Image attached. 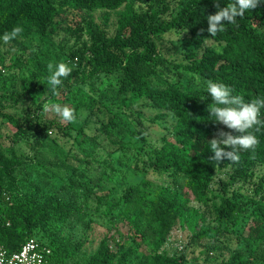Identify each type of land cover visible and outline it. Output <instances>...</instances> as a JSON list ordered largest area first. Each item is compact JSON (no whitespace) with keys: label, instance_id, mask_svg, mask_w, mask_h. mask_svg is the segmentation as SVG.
<instances>
[{"label":"trees","instance_id":"1","mask_svg":"<svg viewBox=\"0 0 264 264\" xmlns=\"http://www.w3.org/2000/svg\"><path fill=\"white\" fill-rule=\"evenodd\" d=\"M157 2L160 7L146 3L147 8L142 10L127 0H0V38L19 25L23 31L13 42L26 39L32 33L47 39L56 33V18L65 7L85 12L119 10L112 35L105 28L108 16L104 18V27L88 26L90 43L70 54L75 67L59 87L68 88L72 93L78 84L103 74H117V79L109 80L108 84L113 82L117 88L114 98L121 106H146L171 116L175 123L159 145H150L141 129L132 132L142 143L134 153V170L182 180L198 203H210L215 224L201 226L194 235L210 241L208 251L228 250L221 236L229 231V226L232 230L241 218L245 220L244 240L255 245L249 255L243 258L235 252L219 263L206 260L201 264H264V182L258 184L255 197L245 202L232 189L236 183L250 178L257 165L264 167V127L251 130L259 141L254 152L240 150L239 163L233 164L224 158L217 165L210 160L214 155L210 149L213 135L220 131L239 133L210 118L208 106L213 102L207 92V81L211 80L231 87L233 95L242 96L245 102L264 98V0H260L256 9L246 11L243 18L238 17L236 24H226V30L215 38L207 32V16L215 14L217 2L223 8L231 0H177L174 12L170 0ZM171 31L181 33V40L190 45L184 54L185 63L175 65L188 75L189 81L184 85L163 78L160 70L165 60L159 54L157 42ZM34 65L43 78L35 89L54 96L47 83L49 72L40 62ZM92 104V100L84 102L74 98L72 108L77 114ZM106 113L107 122L100 125V131L128 132L121 124L120 114L110 110ZM0 117L13 126V143L27 132L43 133L48 128L62 135L69 134L65 128L70 125L62 126L55 120L48 124L34 120L22 127L7 113H0ZM260 118L264 119V109ZM21 164V157L12 145L0 151V247L10 255L33 238L50 250L49 264H64L82 244L73 243L63 231V223L76 207L59 194L41 191L31 182L23 192ZM216 175H221L217 182ZM66 182L73 190L93 187L90 180L74 170ZM6 193L12 197L8 199ZM212 197L218 203L211 201ZM121 198L124 204L121 215L138 240L119 242L105 236L87 256L85 264H187L184 255L161 250L177 221L189 222L188 216L195 217L187 194L174 185H163L156 190L129 187ZM235 239L239 242L241 237L235 235ZM109 240L114 242L115 250L110 248ZM141 247L145 250H139Z\"/></svg>","mask_w":264,"mask_h":264},{"label":"rangeland","instance_id":"2","mask_svg":"<svg viewBox=\"0 0 264 264\" xmlns=\"http://www.w3.org/2000/svg\"><path fill=\"white\" fill-rule=\"evenodd\" d=\"M127 1L142 10L147 8L146 3L160 7L157 0ZM169 4L174 12L177 0H170ZM106 16L109 19L105 28L107 33L112 35L119 10L111 13L102 10L85 12L65 7L56 18V33L47 39H41L35 33L26 39L19 38L17 42L5 43L0 38V113L15 117L22 127L33 123L34 120L41 124L55 120L62 126L70 125L65 128L68 135L48 128L43 133L27 132L13 143L14 128L0 117V151L12 145L16 154L21 157L19 171L20 177H23V192L27 190V183L31 182L41 191L59 194L63 199L73 202L76 207L72 216L63 223V231L73 243L82 244L78 252L66 259L64 264H85L87 256L95 251L105 236L113 237L119 242L125 239L138 240L121 215L124 209L121 196L129 187L156 190L163 185H174L176 189L185 192L195 217L191 219L188 216L189 222L177 221L161 250L168 254L184 255L187 264H201L206 260L219 263L221 259H228L235 252L246 258L255 245L247 244L244 240L247 225L243 218L234 229L231 230L232 227L229 226V231L221 236L223 242H227L228 250L208 251L210 241L194 235L198 234L201 226L215 224L210 203H198L195 195L183 185L182 180L173 181L165 174H143L134 170V153L142 143L132 132L141 129L150 145H159L167 130L175 123L171 116L146 106H121L114 98L117 88L113 82L108 84L109 80L117 79V74H103L84 84H78L74 86L72 93L68 88L59 87L57 94L50 96L47 92L40 93L35 89L36 84L43 78L34 64L40 62L47 69L49 63L65 62L74 68L75 60L70 58V54L89 45L88 26L104 27ZM181 35L173 31L168 32L157 42V47L165 60V65L160 68L163 78L172 82L179 81L184 85L189 81L188 75L180 66L175 65L185 63L184 54L190 45L181 40ZM210 44L215 45L213 42ZM74 98H81L84 102L93 101L90 108L80 109L75 114V122H66L48 110L53 104L72 108ZM106 110L120 114L121 124L128 132L121 129L110 134L100 131V125L107 122ZM103 111L105 113H102ZM134 113H138L140 117ZM220 132L215 133L213 139H222ZM72 170L90 180L92 189H71L66 179ZM220 176L216 175L214 181L217 182ZM262 182L264 167L257 165L250 178L236 183L232 189L239 195L238 199L245 202L255 197L257 186ZM214 193L218 191L215 190ZM6 196L8 199L12 197L7 193ZM211 201L218 203L213 197ZM235 235L241 237L239 242L236 241ZM109 246L113 250L116 249L112 240H109ZM139 250L145 248L141 247Z\"/></svg>","mask_w":264,"mask_h":264},{"label":"clouds","instance_id":"3","mask_svg":"<svg viewBox=\"0 0 264 264\" xmlns=\"http://www.w3.org/2000/svg\"><path fill=\"white\" fill-rule=\"evenodd\" d=\"M260 0H231L226 7L221 8L216 3L217 11L215 14L207 16L208 28L207 32L211 37L215 38L218 33L225 31L226 24H236L237 18H243L246 11L256 9ZM22 27L15 26L10 32H5L2 39L5 43L14 40L21 32ZM203 32L204 30L201 29ZM49 76L47 83L53 95L57 94V88L62 85L73 67L68 63L59 62L56 64L49 63L47 65ZM207 92L212 98V104L208 106L210 118L216 123H222L228 129L234 130L239 135H232L230 132L219 133L222 139H212L210 141V149L214 153L210 157L217 165L224 158L231 163H239L240 150L255 151L259 141L256 135L251 131L255 128L259 131L264 127V119H261V110L264 109V98H255L250 102H245L240 95H233V89L222 82L207 81ZM59 115L66 122H75V109L67 105L53 104L50 109ZM223 145V146H222ZM225 148L230 149L225 151Z\"/></svg>","mask_w":264,"mask_h":264},{"label":"built area","instance_id":"4","mask_svg":"<svg viewBox=\"0 0 264 264\" xmlns=\"http://www.w3.org/2000/svg\"><path fill=\"white\" fill-rule=\"evenodd\" d=\"M49 255L47 247L30 238L10 255L0 247V264H49Z\"/></svg>","mask_w":264,"mask_h":264}]
</instances>
